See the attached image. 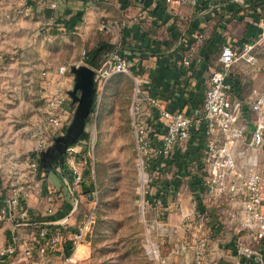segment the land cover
<instances>
[{
    "label": "built area",
    "instance_id": "obj_1",
    "mask_svg": "<svg viewBox=\"0 0 264 264\" xmlns=\"http://www.w3.org/2000/svg\"><path fill=\"white\" fill-rule=\"evenodd\" d=\"M167 2L196 5L199 0H166ZM55 7L56 2L50 1ZM105 26L101 21L100 28ZM264 41V21L258 35L243 44L241 48L224 45L219 54L220 68L211 69L204 92L202 107L199 112L186 113L182 108L169 109L166 103L152 93L149 88L150 79L147 76L132 72L128 58L114 48L107 52L98 66L94 69V102L98 104L100 92L107 80L115 73L128 74L133 81L132 98L130 103L131 126L135 142L136 165L141 188V206L149 187L158 188V180H170L173 176L174 165L171 160L176 146L187 148L193 137L199 138L203 133V146L199 157V175L205 187L206 196L210 202L227 195L232 201L238 200V208L232 211L239 220L240 231L249 238L248 241L238 236L232 244V250L237 258L245 264H264V171L260 166V156L264 158V85L254 89V96L248 101L235 97L226 81L229 67L238 60L254 62L252 53L255 46ZM86 56V49L81 50V57L76 64H81ZM185 65L190 63L188 56L182 58ZM68 66L60 65L53 71L55 88L45 94V124L44 127H57L61 119L57 109L67 98V90H63L65 72ZM247 104V117L244 116L243 105ZM203 128V130L201 129ZM69 144L65 148V161L62 168L63 179L69 190L84 181V175L89 177L86 190L88 207L74 230L65 232L63 221L77 209L78 195L72 192L73 203L69 214L55 216L56 209L46 207L50 219L41 226H36L34 215L23 204L22 199L13 197L0 201V227L5 222L16 225L28 224L33 226L27 232L13 233L6 240H0V264H15L27 262L30 259L41 260V264H49L51 255L56 251L63 254L59 264H76L81 256H76L77 249L84 245L92 233L97 214L98 186L94 175L93 151L94 137L87 142L86 153H81L83 146L79 142ZM32 165L41 167L39 156ZM195 165L192 167L195 170ZM64 169V170H65ZM170 171V172H168ZM176 171V169H175ZM67 173L69 175H67ZM175 196L166 194L164 199L154 194L153 205L168 206ZM199 227L203 225L206 214L197 206ZM19 207L16 211L15 208ZM54 215V216H53ZM20 216L22 221L17 218ZM15 222V223H14ZM166 222L163 221L162 224ZM66 245L71 251L65 253ZM193 259L191 264H202L207 250V239L198 235L191 243ZM86 248L82 252H85ZM56 254V253H55Z\"/></svg>",
    "mask_w": 264,
    "mask_h": 264
},
{
    "label": "rangeland",
    "instance_id": "obj_2",
    "mask_svg": "<svg viewBox=\"0 0 264 264\" xmlns=\"http://www.w3.org/2000/svg\"><path fill=\"white\" fill-rule=\"evenodd\" d=\"M18 1L19 4L15 5ZM24 1L12 2L17 7ZM8 2L9 0H0V5L5 6ZM20 17H16L15 21L23 20L20 24L29 22L26 16L22 19ZM70 41V37L60 41L42 39L44 52L41 49L38 52L47 59L45 65L37 61V50L29 54L31 61H25L29 62L26 64L11 65L0 62V71L9 70V73L6 72L7 78L0 76V105L3 106L0 121L8 122L7 125L0 126V196L4 199H22L33 215L46 214L47 206L54 207L56 211L62 209L60 215H65L69 214L74 192L79 197L77 209L62 224L67 238L68 231L76 228L88 207L86 190L89 177L84 175V182L69 190L63 179L67 164L64 166L65 170L55 166L48 171L32 163L41 150L52 144L56 136L64 133L74 114L76 102L71 103V98L67 95L69 111L64 113V107L56 110L61 114V124L57 127H44L45 94L52 91L49 84L51 78L47 71L55 64L72 58L74 49L77 53L75 57L81 56V46L78 44L76 48H71ZM259 50L263 53L257 55L261 60H258L256 67L261 72L264 70V48ZM77 60L64 63L68 66L66 76H74L69 66L76 64L79 61ZM80 63L88 65L85 61ZM73 83L74 78L69 89ZM132 90L133 81L128 74L120 73L109 78L100 92L98 104L90 111L84 126L83 142L79 143L83 145L81 153H86V143L94 137L91 154L94 178L98 186V204L94 229L76 253L80 257L86 248L87 255L76 264H191V243H194V238L198 235L207 239L209 232L205 221L201 227L198 225L200 220L195 212V194L188 186L190 176L179 178V190L168 206L151 203L155 194V188L151 186L147 193H143L146 194L147 202L141 206V188L130 115ZM6 106L7 109L11 108L8 112L4 110ZM184 151L183 149L181 152ZM260 160L264 171L262 155ZM178 173L181 175V172ZM202 194L203 192H197L200 198ZM15 210L18 211L19 207ZM17 219L22 221L20 216ZM163 221L166 223L162 224ZM3 224L14 228L13 223ZM30 228L33 226L24 224L16 225L14 229L22 233ZM63 254L61 251L55 254V264L60 263ZM22 261L24 260L15 264H24Z\"/></svg>",
    "mask_w": 264,
    "mask_h": 264
},
{
    "label": "crops",
    "instance_id": "obj_3",
    "mask_svg": "<svg viewBox=\"0 0 264 264\" xmlns=\"http://www.w3.org/2000/svg\"><path fill=\"white\" fill-rule=\"evenodd\" d=\"M12 1L0 5L1 63H29V54L37 50V61L45 65L47 59L38 52L40 49L44 52L42 39L60 41L70 37V47L76 48L79 44L81 49H90L99 41H105L128 58L133 73L150 79V90L169 109L179 107L188 114L201 110L209 73L220 67L218 57L222 47L241 48L258 35L264 21V0H199L196 5L166 0H25L17 7L15 5L20 1L15 5ZM50 1H55L56 6L51 7ZM18 16L20 19L26 16L29 22H24L25 25L20 24L23 20L16 22ZM101 21L105 24L103 28L99 27ZM262 48L264 41L255 46L253 63L238 60L227 71L226 81L232 94L243 101L252 99L253 90L264 85V70L260 72L256 67L261 60L257 55L263 53L259 50ZM76 54L74 49L72 58L47 71L51 90L55 88L53 71L64 63L75 62L81 57H75ZM184 56L190 60L188 65L182 62ZM6 72L9 70H1L0 76L7 78ZM72 78L65 76L63 90L69 89ZM7 107L5 112L11 109ZM2 108L0 105L1 113ZM69 108L70 103L65 98L60 110L65 113ZM243 111L247 117V104L243 105ZM2 124L8 122L0 121V126ZM203 143V139L198 138L189 142L187 148L176 146L174 154L196 149L201 153ZM183 149L184 153L181 152ZM2 199L0 196V201ZM200 199L205 206V223L209 232L202 264H245L232 250L236 237L249 240L240 231L238 217L231 214L240 201H232L224 195L210 202L205 191ZM61 210L54 215L62 214ZM34 216L39 221L49 217L39 213ZM12 233V228L0 227V240H6ZM55 253L49 264H55ZM84 255H87L86 250L81 258ZM23 263L41 264V260L36 258V261L30 259Z\"/></svg>",
    "mask_w": 264,
    "mask_h": 264
},
{
    "label": "trees",
    "instance_id": "obj_4",
    "mask_svg": "<svg viewBox=\"0 0 264 264\" xmlns=\"http://www.w3.org/2000/svg\"><path fill=\"white\" fill-rule=\"evenodd\" d=\"M112 49H114L113 44L105 42V41H99L96 45H94L90 49H86V56L84 58V61L91 67L98 66L103 56ZM217 68H220V67H217ZM91 110L92 109H90V111ZM90 111L86 117V121L88 120ZM201 129L203 130V128ZM197 137L196 138L193 137L191 141H195L196 139H198ZM199 139L202 141L203 133H199ZM77 141L78 140H75L74 143ZM199 157H200V149H196L192 151L188 150L185 154H181L180 152L175 153L170 163L171 164L173 163L176 171L173 172V176L171 177L170 180L168 181L165 179L158 180L157 184L159 186L156 189L155 194L157 196L162 197V199H164L166 194H169V193L172 194L174 197L176 190L179 188V184H180L179 178L182 176L189 175L190 176L189 181H188L189 189L192 191V193L195 194V198L197 199V206L199 207V209L204 210L205 206H203V203L200 197L197 195L198 191L199 192L205 191V187L202 183L201 176L199 175V172H200ZM194 165L196 166L195 170L194 168L192 169ZM178 172H181V175ZM49 219L50 217H46L44 221H39L38 219L35 218L33 223H35L36 226H41V225H44L46 223V220H49ZM70 251H71L70 246L66 245L65 253H69Z\"/></svg>",
    "mask_w": 264,
    "mask_h": 264
},
{
    "label": "water",
    "instance_id": "obj_5",
    "mask_svg": "<svg viewBox=\"0 0 264 264\" xmlns=\"http://www.w3.org/2000/svg\"><path fill=\"white\" fill-rule=\"evenodd\" d=\"M69 70L73 72L74 83L72 88L67 90L68 96L71 98V103L76 102L73 117L70 123L66 126L63 134L54 138V141L61 140L64 142L63 147L60 148L64 152L67 145L74 143L75 140L82 139L85 135L84 126L86 117L94 102V69L84 63L71 64ZM43 149L39 153V164L42 167V155L46 150ZM63 161L55 166H62Z\"/></svg>",
    "mask_w": 264,
    "mask_h": 264
},
{
    "label": "flooded vegetation",
    "instance_id": "obj_6",
    "mask_svg": "<svg viewBox=\"0 0 264 264\" xmlns=\"http://www.w3.org/2000/svg\"><path fill=\"white\" fill-rule=\"evenodd\" d=\"M63 134V133H62ZM64 142L61 140H57L56 142L53 141L51 145H49L46 148H49L46 150L45 154L42 155V166L46 170H51L54 169L55 164H59L60 161L62 160L63 163L65 161V150L64 152L60 151V148L63 147ZM45 148V149H46ZM40 158V156H39Z\"/></svg>",
    "mask_w": 264,
    "mask_h": 264
}]
</instances>
